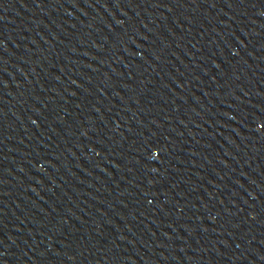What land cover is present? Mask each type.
<instances>
[{"label": "water", "instance_id": "water-1", "mask_svg": "<svg viewBox=\"0 0 264 264\" xmlns=\"http://www.w3.org/2000/svg\"><path fill=\"white\" fill-rule=\"evenodd\" d=\"M0 264H264V0H0Z\"/></svg>", "mask_w": 264, "mask_h": 264}]
</instances>
